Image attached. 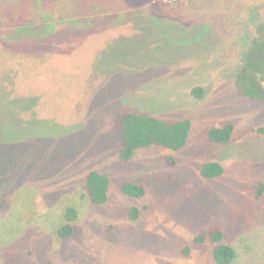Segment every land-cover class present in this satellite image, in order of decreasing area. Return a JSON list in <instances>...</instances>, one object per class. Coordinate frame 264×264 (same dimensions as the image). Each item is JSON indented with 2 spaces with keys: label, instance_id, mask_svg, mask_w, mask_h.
Masks as SVG:
<instances>
[{
  "label": "rangeland",
  "instance_id": "1",
  "mask_svg": "<svg viewBox=\"0 0 264 264\" xmlns=\"http://www.w3.org/2000/svg\"><path fill=\"white\" fill-rule=\"evenodd\" d=\"M35 1L0 0V39L27 24L19 17L70 16L48 37L0 50V264H216L195 242L216 227L239 264H264V104L234 80L252 0H37L38 11ZM12 71L15 84L2 79ZM129 111L191 120L188 145L122 161ZM227 123L231 141L212 142L208 130ZM208 162L224 174L202 177ZM92 170L111 179L109 199L60 241L37 218L56 219L60 197ZM125 181L146 195H124ZM16 189L25 194L9 200Z\"/></svg>",
  "mask_w": 264,
  "mask_h": 264
},
{
  "label": "trees",
  "instance_id": "2",
  "mask_svg": "<svg viewBox=\"0 0 264 264\" xmlns=\"http://www.w3.org/2000/svg\"><path fill=\"white\" fill-rule=\"evenodd\" d=\"M36 1L34 2L33 10L38 11ZM164 1L167 0H152L154 4H160ZM31 4L32 2L29 1L27 5ZM248 4L249 14L246 6L247 23L251 30L250 32L248 31L245 38V49L235 72L234 80L243 96L264 104V0H252ZM105 12L93 13L88 18L104 14ZM69 16H44L41 13L39 15L29 14L19 17L18 21L21 25L27 24L22 27H16V24L8 25L9 29L1 33L3 39H0V50H3L8 44V47H10L11 45H19L21 41L23 43L27 41L31 45L29 40L37 41V39L48 37L57 28V25L65 23ZM45 30L48 31L44 32ZM25 34L31 38L26 39ZM18 76V72L12 71V73H5L2 79L8 83L12 82L15 84L16 79L19 78ZM2 87L4 88L6 85L2 84ZM192 94L196 98H202L204 89L195 87L192 90ZM191 130L192 122L189 119L169 122L150 114L126 112L120 121V159L124 162H129L140 150L151 147L180 151L188 145ZM234 131V126L227 123L219 127H211L207 132V136L212 142L224 145L231 141ZM223 174L224 167L219 162H208L201 168L202 177L208 180L217 179ZM110 185L111 179L106 174L96 170L88 172L83 187L60 197L57 203L59 214L56 219H52L49 216L50 214H45L37 218L39 224H47L53 227V234L58 240L69 239L81 221L85 208L89 205H104L108 201ZM17 190H14V192L16 191L14 195V192L10 194L9 200L12 201L11 198L17 194H25V191ZM121 190L124 195L138 199L143 198L147 192L144 185L130 181H125L121 186ZM262 190L261 187L260 193ZM28 197L30 198V196ZM33 202L34 195L28 199L29 208L27 210L32 215L35 209ZM138 212L137 208L132 210L131 218L133 220L137 218ZM27 229L22 230L25 231ZM195 242L198 245H209L211 257L216 264H239V252L232 244L225 242V234L221 228L216 227L198 235L195 237ZM4 264L15 263L6 262Z\"/></svg>",
  "mask_w": 264,
  "mask_h": 264
}]
</instances>
